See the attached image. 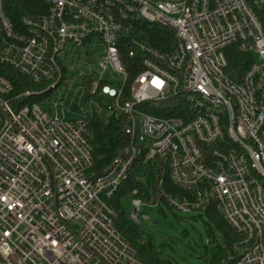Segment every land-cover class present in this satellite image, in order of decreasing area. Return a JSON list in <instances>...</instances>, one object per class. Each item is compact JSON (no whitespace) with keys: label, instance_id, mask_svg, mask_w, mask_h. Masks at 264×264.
<instances>
[{"label":"built area","instance_id":"1","mask_svg":"<svg viewBox=\"0 0 264 264\" xmlns=\"http://www.w3.org/2000/svg\"><path fill=\"white\" fill-rule=\"evenodd\" d=\"M34 1L17 15L21 4L0 0V62L40 85L14 92L0 72L4 260L143 264L110 200L137 164L130 218L139 224L146 169L156 175L165 164L187 191L167 193L166 205L192 214L214 205L239 234L233 264H264V0ZM145 27L173 36L158 47ZM83 47L93 58L85 64L108 74L80 72L90 93L109 99L98 114L126 118L128 143L102 170L87 137L92 110L68 119L56 94ZM231 49L251 53L243 71H228Z\"/></svg>","mask_w":264,"mask_h":264},{"label":"trees","instance_id":"2","mask_svg":"<svg viewBox=\"0 0 264 264\" xmlns=\"http://www.w3.org/2000/svg\"><path fill=\"white\" fill-rule=\"evenodd\" d=\"M17 5L21 4V9H16L15 14L22 10L31 11L35 6L34 0H15ZM173 36L171 31L160 27H145V37L151 40L156 46L161 47L164 39ZM229 66L228 71H243L248 66L251 53L231 49L228 51ZM0 72L6 75L14 85V92H20L24 89L39 88L40 85L32 83L28 78L9 65L0 62ZM45 95L32 97V100L41 101ZM87 137L92 146L93 169L102 170L107 166L115 155L127 143L124 135L126 118L110 117L108 120L98 116H87ZM139 166L136 164L134 170L129 174L122 187L111 198L110 204L114 209V223L130 244L137 250L138 256L143 264H179L174 258L166 256L165 249L175 250V241L173 237L156 242L154 236L149 234L145 239L142 236L140 227L124 212L120 202L125 193L137 186L136 171ZM154 191L146 190L141 194L146 200H151L155 194V199L160 198L161 203L166 205V194L184 196L187 191L178 188L170 177V172L166 165L163 164L158 173L154 175ZM160 180L162 183L157 185ZM170 207V206H169ZM159 212L166 215L162 204L158 207ZM196 220L203 224L207 235V242L203 243L202 254L200 256L201 264H233L229 259L232 252L233 244L238 240V232L228 223L224 215L214 206L207 207L204 211L192 214ZM180 221V220H179ZM184 236H187L182 231Z\"/></svg>","mask_w":264,"mask_h":264},{"label":"rangeland","instance_id":"3","mask_svg":"<svg viewBox=\"0 0 264 264\" xmlns=\"http://www.w3.org/2000/svg\"><path fill=\"white\" fill-rule=\"evenodd\" d=\"M92 59V55L84 47L81 50L77 48L76 55H71L69 58L71 66L68 84L66 87L56 91V94L66 96L65 112L68 119H74L86 113L88 114L89 110H92L93 116H98L99 114L95 106L96 103L105 104L109 101L106 96L92 94L88 90V83L83 75L91 71H94L92 78L96 79H106L108 75L107 73L102 75L96 65H93L94 68H92L85 64V61ZM171 105V101L155 104L157 108H168ZM42 106L49 108V105L45 103H42ZM146 172V179L143 180L144 185L150 192H153L155 172L150 169H146ZM132 199L133 195L131 192L125 193L120 199L122 209L129 217L135 209ZM154 201L155 194L151 200H144V204L139 212L140 222L137 225L140 227L142 236L146 239L149 234H152L156 242L173 237L176 240L175 250L165 249L167 257L174 258L179 264H201L200 256L202 254V246L203 243L207 242V235L202 222L196 220L192 216V213L182 212L167 205L163 206L166 212V215H163L159 212V208L154 205ZM155 219L159 221L157 224L154 223ZM182 231L187 236H184Z\"/></svg>","mask_w":264,"mask_h":264},{"label":"water","instance_id":"4","mask_svg":"<svg viewBox=\"0 0 264 264\" xmlns=\"http://www.w3.org/2000/svg\"><path fill=\"white\" fill-rule=\"evenodd\" d=\"M158 222H159L158 219L154 220L155 224H157ZM0 264H8L1 255H0Z\"/></svg>","mask_w":264,"mask_h":264}]
</instances>
